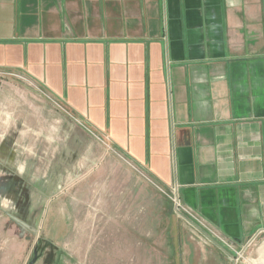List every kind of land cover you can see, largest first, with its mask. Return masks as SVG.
Here are the masks:
<instances>
[{
	"label": "crops",
	"instance_id": "obj_1",
	"mask_svg": "<svg viewBox=\"0 0 264 264\" xmlns=\"http://www.w3.org/2000/svg\"><path fill=\"white\" fill-rule=\"evenodd\" d=\"M12 73L222 242L264 233V0H0Z\"/></svg>",
	"mask_w": 264,
	"mask_h": 264
},
{
	"label": "rangeland",
	"instance_id": "obj_2",
	"mask_svg": "<svg viewBox=\"0 0 264 264\" xmlns=\"http://www.w3.org/2000/svg\"><path fill=\"white\" fill-rule=\"evenodd\" d=\"M0 264H264V233L222 242L39 85L0 74Z\"/></svg>",
	"mask_w": 264,
	"mask_h": 264
},
{
	"label": "built area",
	"instance_id": "obj_3",
	"mask_svg": "<svg viewBox=\"0 0 264 264\" xmlns=\"http://www.w3.org/2000/svg\"><path fill=\"white\" fill-rule=\"evenodd\" d=\"M169 197H170L171 201L173 202V206H174V209L176 211L182 212V213L190 216L191 218H194L193 215L190 213V211L181 204L179 197L176 194L175 190L172 189V192L170 193ZM254 238H255V236L252 237L251 240Z\"/></svg>",
	"mask_w": 264,
	"mask_h": 264
},
{
	"label": "bare ground",
	"instance_id": "obj_4",
	"mask_svg": "<svg viewBox=\"0 0 264 264\" xmlns=\"http://www.w3.org/2000/svg\"><path fill=\"white\" fill-rule=\"evenodd\" d=\"M262 254H263V252H262Z\"/></svg>",
	"mask_w": 264,
	"mask_h": 264
}]
</instances>
